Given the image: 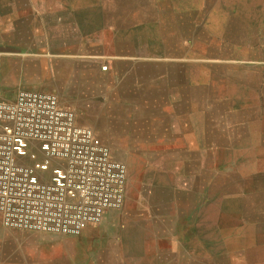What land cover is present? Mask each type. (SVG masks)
<instances>
[{"label": "crops", "instance_id": "1", "mask_svg": "<svg viewBox=\"0 0 264 264\" xmlns=\"http://www.w3.org/2000/svg\"><path fill=\"white\" fill-rule=\"evenodd\" d=\"M165 1L0 0V100L56 93L110 152L95 127L137 123L159 172L142 213L78 236L0 221V264H264V0H204L198 29L170 39L183 52L165 45ZM129 186L127 169L124 200Z\"/></svg>", "mask_w": 264, "mask_h": 264}, {"label": "built area", "instance_id": "2", "mask_svg": "<svg viewBox=\"0 0 264 264\" xmlns=\"http://www.w3.org/2000/svg\"><path fill=\"white\" fill-rule=\"evenodd\" d=\"M127 166L56 93L0 100V221L5 229L78 236L124 203Z\"/></svg>", "mask_w": 264, "mask_h": 264}, {"label": "rangeland", "instance_id": "3", "mask_svg": "<svg viewBox=\"0 0 264 264\" xmlns=\"http://www.w3.org/2000/svg\"><path fill=\"white\" fill-rule=\"evenodd\" d=\"M213 5L215 3L223 4L224 8L235 5L236 1H219V0H208ZM247 0H244L245 4ZM178 3V4H177ZM239 3V1H238ZM204 0H174L173 3L164 2V8L162 10L154 11L159 16L160 28L165 35V45L174 52H183L187 48L193 47L194 43L182 40H173L175 37L183 39L187 38L189 32L198 27L189 28L188 20L190 17L198 18L205 15L203 9ZM228 14L230 11L224 9ZM194 12V14H193ZM217 13L216 10H206L208 16L211 13ZM213 14V15H214ZM203 28L201 27V31ZM198 48L204 43L196 42ZM105 68V67H104ZM94 76V75H93ZM92 77V75H90ZM91 83V82H90ZM80 108V107H79ZM85 109L90 107H84ZM88 113V112H87ZM90 115L86 114L83 118L84 121L88 120ZM89 121V120H88ZM92 124L94 125L95 123ZM101 125V124H100ZM143 126L140 123L139 126ZM137 126V127H136ZM95 127V126H94ZM96 132L100 137L109 145L112 155L127 165L128 169V184L131 187V192L128 198L125 196L122 207L118 210L126 211L127 213H142L143 212V196H139V192L143 184L148 183L152 177L157 178L159 173L154 168L153 164L157 155L155 154H143L141 150L143 141V129L138 128L137 123H122L119 127H115L114 124L109 125L107 129L105 127H95ZM107 130V131H106ZM105 133H111V137H107ZM146 163L148 168H143V164ZM145 164V165H146Z\"/></svg>", "mask_w": 264, "mask_h": 264}]
</instances>
